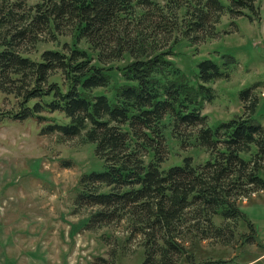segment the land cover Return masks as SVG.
Here are the masks:
<instances>
[{"label": "trees", "instance_id": "trees-1", "mask_svg": "<svg viewBox=\"0 0 264 264\" xmlns=\"http://www.w3.org/2000/svg\"><path fill=\"white\" fill-rule=\"evenodd\" d=\"M256 5L230 0L229 10ZM224 11L220 0H0V92L16 100L6 117L95 145L103 170L80 177L76 209L90 210L85 229L123 225L144 248L142 264H193L198 242H233L235 227L217 218L242 222L245 241L256 240L239 203L264 191L258 98L242 91L249 112L213 125L203 109L220 66L200 62L194 80L170 59L181 39L213 36ZM173 141L207 158L171 163Z\"/></svg>", "mask_w": 264, "mask_h": 264}, {"label": "rangeland", "instance_id": "rangeland-1", "mask_svg": "<svg viewBox=\"0 0 264 264\" xmlns=\"http://www.w3.org/2000/svg\"><path fill=\"white\" fill-rule=\"evenodd\" d=\"M220 1L225 11L215 34L198 43L181 39L170 59L194 80L200 62L213 59L220 66L224 76L208 84L215 99L203 109L211 124L248 113L241 92L252 89V97L258 98L254 117L264 126V0H257L258 13L246 9L242 16L231 15L230 0ZM52 46L42 44L40 50ZM15 103L13 96L0 92V264H142L144 248L126 240L123 225L85 229L90 210L76 209L80 177L103 170L95 145L57 133L44 135L45 123L33 118H7ZM45 115L49 121H65L60 114ZM171 145V163L188 155L197 162L207 158L204 149ZM239 206L253 223L257 241H245L250 232L242 222L217 218L219 225L235 227L236 238L228 244L213 239L193 245V264H264V191Z\"/></svg>", "mask_w": 264, "mask_h": 264}]
</instances>
